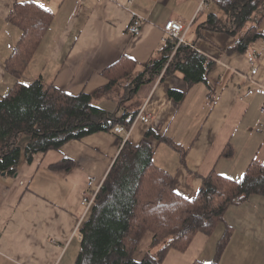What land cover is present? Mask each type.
Returning a JSON list of instances; mask_svg holds the SVG:
<instances>
[{
	"label": "crops",
	"instance_id": "0c3cea01",
	"mask_svg": "<svg viewBox=\"0 0 264 264\" xmlns=\"http://www.w3.org/2000/svg\"><path fill=\"white\" fill-rule=\"evenodd\" d=\"M128 1L0 0V96L15 83L4 68L21 39V30L7 20L15 4L43 5L52 15L22 78L29 72L26 81L41 78L70 95L105 87L103 71L122 56L138 66L158 57L163 27L171 20L188 28L185 42L213 63L208 84L188 87L174 73L142 85L138 106L128 107L150 114L149 124L133 122L127 131L72 140L33 155L31 162L21 157L16 174L0 175V264H75L78 230L86 216L80 201L88 178L103 183L125 142L137 146L146 140L154 150L153 164L172 177L175 193L188 200L197 196L211 172L239 181L253 161L264 166V41L252 43L246 54L228 53L235 38L199 30L208 14L225 21L218 0L206 1L202 11V0ZM132 13L146 20L138 36L127 33ZM258 32L264 36V17ZM169 91L183 98L169 97ZM111 107L103 108L114 112L118 102ZM149 130L154 136L146 138ZM156 137L172 142L178 151ZM225 150L230 157L223 155ZM65 159L73 166L51 169ZM225 232L228 240L218 264H264V198L254 195L229 207L210 234L198 232L185 251L169 250L161 264H211ZM152 238L150 232L144 234L135 261L154 252Z\"/></svg>",
	"mask_w": 264,
	"mask_h": 264
},
{
	"label": "trees",
	"instance_id": "16d2710c",
	"mask_svg": "<svg viewBox=\"0 0 264 264\" xmlns=\"http://www.w3.org/2000/svg\"><path fill=\"white\" fill-rule=\"evenodd\" d=\"M217 3L226 15L225 21L208 14L198 25L199 30L224 32L235 38L228 53L246 54L252 43L264 41L258 32L264 17V0ZM256 16L258 20L252 23ZM51 18L47 10L31 2L15 4L7 18L21 30V39L4 65L15 83L0 96V175L16 174L21 157L31 162L37 153L58 150L66 142L95 133L113 132L116 126L127 131L137 114L134 108L138 106L139 88L161 73V78L180 73L188 87L208 84L207 73L213 63L187 43L175 49L170 41L164 43L158 57L141 66L122 56L103 71L108 84L92 94L70 95L41 78L24 83L22 75L49 29ZM168 94L177 100L183 98L178 92ZM99 98L117 101L119 109L109 112L99 107L94 103ZM132 105L134 110L128 107ZM22 135L28 136L23 148L19 145ZM151 136L154 135L149 130L146 138ZM157 140L178 151L167 139ZM153 152L146 140L137 146L124 143L95 205L80 224V251L75 264H161L169 250L185 251L198 232L210 234L223 221L229 207L254 195L264 198V166L253 161L239 181L211 172L203 179L197 196L185 199L173 190L172 177L153 164ZM223 155L230 157L231 152L225 150ZM72 166L73 162L65 159L51 169L66 170ZM146 232L153 235L154 252L137 262L133 254ZM227 240L225 232L211 264H218Z\"/></svg>",
	"mask_w": 264,
	"mask_h": 264
},
{
	"label": "built area",
	"instance_id": "2783aa9c",
	"mask_svg": "<svg viewBox=\"0 0 264 264\" xmlns=\"http://www.w3.org/2000/svg\"><path fill=\"white\" fill-rule=\"evenodd\" d=\"M131 3H132V0H129L128 4H131ZM205 5H206V0H202L198 11L204 10ZM145 21L146 20L143 17L132 13L131 22L129 23L127 27V33L131 36H138L141 32L142 24ZM187 30L188 28L183 27V25H181V23L178 21H172V20L168 21L163 27V35L161 37V41L163 43H166L168 41L174 43L175 49H176V47H178L180 44L186 43L185 37H186ZM168 62L166 63L164 69L168 65ZM252 74H255V70L252 71ZM161 76H162V73L160 74L159 77ZM150 119H151V115L146 114L144 110L142 109L137 113L133 122L134 123L141 122L144 124H149ZM123 131L124 129L121 126H116L113 129L114 133H120ZM101 186H102V182H97L95 178L93 177L88 178L87 189L83 192V195L80 201V205L83 208L84 215L87 214V212L90 210L92 206L95 205L96 196ZM78 235H79V238H81V235L80 234Z\"/></svg>",
	"mask_w": 264,
	"mask_h": 264
},
{
	"label": "rangeland",
	"instance_id": "374dc122",
	"mask_svg": "<svg viewBox=\"0 0 264 264\" xmlns=\"http://www.w3.org/2000/svg\"><path fill=\"white\" fill-rule=\"evenodd\" d=\"M28 75H30L29 72L26 73V75L21 79V81L24 83H28V81H26V80H29ZM99 102H101V103L94 101V103H98L100 105L99 107H101V108H103L104 106H106V107L110 106V110H113V109H111L112 108L111 106L115 104V101H112V100L108 101V100L101 99ZM105 110H107V109H105ZM27 141H28V136L22 135L19 138V145L23 148L25 146V144L27 143Z\"/></svg>",
	"mask_w": 264,
	"mask_h": 264
},
{
	"label": "snow or ice",
	"instance_id": "6c2138e0",
	"mask_svg": "<svg viewBox=\"0 0 264 264\" xmlns=\"http://www.w3.org/2000/svg\"><path fill=\"white\" fill-rule=\"evenodd\" d=\"M39 7L43 8L44 6L43 5H39ZM179 195V193H177Z\"/></svg>",
	"mask_w": 264,
	"mask_h": 264
}]
</instances>
